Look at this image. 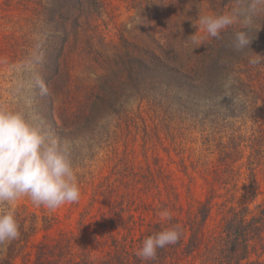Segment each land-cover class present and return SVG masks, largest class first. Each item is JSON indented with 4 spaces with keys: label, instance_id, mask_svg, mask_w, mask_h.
I'll return each instance as SVG.
<instances>
[{
    "label": "trees",
    "instance_id": "16d2710c",
    "mask_svg": "<svg viewBox=\"0 0 264 264\" xmlns=\"http://www.w3.org/2000/svg\"><path fill=\"white\" fill-rule=\"evenodd\" d=\"M155 1L151 7L155 15L144 23L147 30L143 28L139 42H126L123 53L108 56L94 46L102 35L99 12L105 0H0L2 18L23 11L38 27L40 39L29 46L34 50L29 62L37 106L52 118L43 131L67 145L74 171L87 167L106 142L105 130L134 98L141 102L152 98L157 107L166 101L169 109L187 110L195 119L202 116L214 129L227 115L236 120L247 113L258 129L245 146L238 138L230 146L218 144L220 168L209 183L208 196L195 204H183L171 182L173 173L159 158L153 165L116 171L115 178L95 187L80 215L78 235L53 237L48 232L54 220L43 218L47 233L36 245L31 264H264V204L250 207L261 192L259 176L264 175V64L249 63L255 52L264 54V4L257 3L250 14L253 0H207L213 13L220 10L214 15L236 4L251 15L247 31L252 43L237 51L233 42L236 32L246 30L243 24L229 26L219 38H189L193 35L189 25L205 10L204 0ZM11 44L18 55L20 41L0 35L2 52ZM84 62L102 70L98 83L83 84L79 79ZM229 77L232 83L225 89ZM245 157L243 172L240 162ZM243 174L245 202L229 208L219 236L210 235L208 221L218 206L215 199L221 197L217 186L238 189ZM141 209L151 210L153 216L137 214ZM164 210L170 218L160 215ZM15 216L20 235L9 245H0L1 250L6 244L7 251H0V264H17L40 229L36 215L23 211ZM90 222L94 228L88 235ZM173 225L182 229L175 245L157 249L153 260L136 255L145 238Z\"/></svg>",
    "mask_w": 264,
    "mask_h": 264
},
{
    "label": "rangeland",
    "instance_id": "374dc122",
    "mask_svg": "<svg viewBox=\"0 0 264 264\" xmlns=\"http://www.w3.org/2000/svg\"><path fill=\"white\" fill-rule=\"evenodd\" d=\"M155 2L157 1L105 0V5L99 12V32L102 35L99 40L94 41L96 49L110 56L114 53H123L126 42L135 44L139 42L143 28L147 30L144 23L155 15L151 11ZM202 6L205 10L200 15H214L220 12L216 9V13H213L207 0H204ZM233 9L239 10L237 4L230 8L227 6L223 14L231 13ZM22 12H12L5 18L0 14V35H12L14 40H19L21 43L18 55L14 53L15 48H12V44L8 51L0 50V107L24 112L44 130L49 126L52 118L50 119L49 114H44L37 106L32 65L29 62L34 52L30 49L32 42L40 39L39 30L33 23H29V14ZM242 12L244 13L243 10ZM196 23L197 21H194L189 25L193 35L198 31V26H194ZM241 24L242 21L238 20L231 26ZM194 38L202 41L210 37H206V33L201 29ZM83 64L84 67L78 73L81 82L98 83L104 74L102 70L91 65L90 62ZM161 93L164 99L165 93ZM169 108V103L166 101L157 107L153 104L152 98L144 102L134 98L120 109L122 117L117 119V122L115 118L111 126L105 130L106 142L97 150L96 156L86 162V168L75 171L80 188L77 202H66L56 209H49L34 204L27 196H22L14 203L15 212L24 211L26 214L29 212L33 216L36 215L40 228L20 254L17 264H31L36 245L47 233L43 229V218L54 220L52 229L48 232L53 237H58L60 233L71 232L78 235L80 215L87 209L95 187L107 178H115L113 174L126 167L141 168L148 164L153 165L155 159L159 158L165 169L173 173L171 182L181 193L185 206L190 203L195 204L197 200H205L210 190L209 183L216 177L215 170L220 168L219 157L222 148L218 144L230 146L235 143V138H238L237 142L245 146L247 138L258 129L256 125L254 126L253 119L248 118L247 113L244 118L240 117L236 120L227 115L220 122L222 126L214 129L202 119V116L195 119L187 110ZM240 163H244L243 172H245L247 158L245 157ZM244 177L245 174L239 179L238 189L231 184L217 186V196L221 197L215 199L218 206L214 208L208 221L210 235L219 236L223 225L222 219L229 208L238 207L245 202L241 191L246 183ZM259 180H261V192L255 203H251L250 207L253 209L255 204H264L263 174L259 176ZM150 200L149 202L152 203V199ZM2 207L3 205H0V208ZM137 214L150 218L153 216L149 209H141ZM89 224L86 229L88 235L94 228L91 222ZM9 242L5 243L9 245ZM6 244L0 250L4 254L7 252Z\"/></svg>",
    "mask_w": 264,
    "mask_h": 264
},
{
    "label": "clouds",
    "instance_id": "9594fccd",
    "mask_svg": "<svg viewBox=\"0 0 264 264\" xmlns=\"http://www.w3.org/2000/svg\"><path fill=\"white\" fill-rule=\"evenodd\" d=\"M257 3L264 4V0H253L249 13H255ZM238 20H242L246 30L235 33L233 47L242 51L252 43L247 31L251 15L237 9L220 15H198L194 26H198L196 34L202 29L206 37L219 38L224 29ZM193 42L197 41L193 39ZM249 63L264 64V54L255 52ZM231 83L229 77L225 89ZM22 196L38 206L56 209L66 202H77L80 188L67 145L58 137L45 133L42 126L24 112L0 107V205H3L0 208V245L20 235L13 205ZM160 215L170 218L167 210ZM181 234L179 225L165 228L145 238L136 255L145 261L153 260L157 249L175 245Z\"/></svg>",
    "mask_w": 264,
    "mask_h": 264
}]
</instances>
